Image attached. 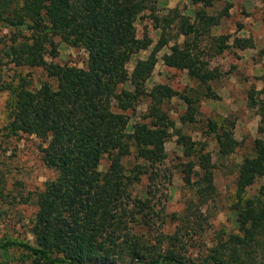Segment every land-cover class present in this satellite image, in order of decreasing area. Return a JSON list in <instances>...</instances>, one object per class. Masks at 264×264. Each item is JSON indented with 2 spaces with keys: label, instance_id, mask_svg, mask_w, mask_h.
Here are the masks:
<instances>
[{
  "label": "trees",
  "instance_id": "obj_1",
  "mask_svg": "<svg viewBox=\"0 0 264 264\" xmlns=\"http://www.w3.org/2000/svg\"><path fill=\"white\" fill-rule=\"evenodd\" d=\"M150 1L0 0V24L10 34L0 56L15 66L41 67L55 81L54 86L45 80L31 88L19 77L6 86L11 99L4 128L10 135L38 137L42 161L54 171L35 194L36 209L29 227L32 240L0 241L3 252L21 250V264H264V181L255 193H246L256 180L264 178V85L247 93L248 105L259 116L258 136L253 139L251 153L236 168L231 207L235 232L216 241L194 262L182 250L186 244L181 234H162L165 247L148 245L131 231L128 215L123 217L129 199L135 213L147 216L151 210L147 199L130 198V183L124 179L121 162L127 148H134L146 168L163 160L164 142L170 135L171 125L161 103L175 91L167 85L144 90L163 42L154 44L148 57L136 61L130 71L126 68L133 54L151 44L146 34L136 36L134 26ZM188 1L205 7L213 0ZM220 16L203 8L194 11L192 21L180 15L175 20L176 33L192 39L174 42L161 55L164 65L184 69L202 85L203 97L210 99L217 97L209 86L217 74L208 68L196 41L219 23ZM56 35L73 37L84 49V66L45 59ZM228 38L214 37L212 54L227 47ZM230 45L244 49L251 46V40L235 36ZM143 95L152 100L143 115L148 120L134 122L128 131L123 111ZM182 97L186 110L178 120L184 125L194 121L196 99ZM206 125L214 135L218 155L233 152L236 140L230 124L208 119ZM173 129L186 159L181 163V179L193 191L196 202L193 207L189 200L184 214L194 216L193 209L202 206L213 192L210 155L189 133L180 127ZM104 154L108 163L100 170Z\"/></svg>",
  "mask_w": 264,
  "mask_h": 264
},
{
  "label": "rangeland",
  "instance_id": "obj_2",
  "mask_svg": "<svg viewBox=\"0 0 264 264\" xmlns=\"http://www.w3.org/2000/svg\"><path fill=\"white\" fill-rule=\"evenodd\" d=\"M198 8H203L208 14H222L219 23L211 26L196 41L202 58L207 59L208 68L217 74L209 81V86L217 95L215 99L203 97L202 85L190 78L184 69L168 67L161 60V55L168 52L174 42L192 39V36L184 37L176 33L175 20L184 15L192 21ZM134 26L136 36L146 34L151 44L130 57L127 70L130 71L136 61L145 60L154 44L163 42L155 53L156 61L144 82V90L149 92L157 86L167 85L175 94L161 103V109L166 112L171 125L168 129L170 135L164 142L163 160L144 168L132 146L122 157L124 179L130 183V198L147 199L151 205L147 216H143L139 211L135 213L136 208L129 199L123 208V217L128 215L126 218L131 231L139 234L148 245L165 247L167 243L162 234H181L186 244L182 250L187 258L197 262L216 241L236 231L231 208L236 168L241 159L251 153L253 139L258 136L259 116L248 105L247 93L264 85V3L263 0H213L210 6L202 7L190 4L188 0H151L135 19ZM9 35L8 29L0 24V55L9 42ZM219 35L229 36L228 46L212 54L211 44ZM235 36L249 38L251 46L244 49L232 47L230 43ZM47 49V61L79 67L85 65L87 54L73 37L53 36ZM6 60L5 56H0V241L7 238L31 241L29 227L36 209L35 194L46 180L54 176V171L42 161V142L38 137L10 135L4 128L11 99L6 86L17 82L19 77L28 81L31 88L45 80L54 86L55 81L47 77L41 67L15 66ZM124 87L131 88L128 84ZM183 95L196 99V114L193 122L181 125L178 117L186 110ZM151 101L147 95L140 96L132 107L123 111L128 117V131L134 122L148 120L143 115ZM112 104L115 109V103ZM208 119L217 124H230L236 140L233 152L226 156L218 155L214 135L208 132L206 125ZM176 127L189 133L210 155L213 192L202 206L193 209L194 216L184 214L189 200L193 201V207L196 202L193 191L181 179V163L186 159L176 141L173 129ZM107 163L104 154L98 169L103 170ZM263 181V177L256 180L246 193H255ZM129 212L134 217H130ZM21 254L17 248H9L7 252L0 249V264H21ZM259 255L260 252H256V256Z\"/></svg>",
  "mask_w": 264,
  "mask_h": 264
}]
</instances>
